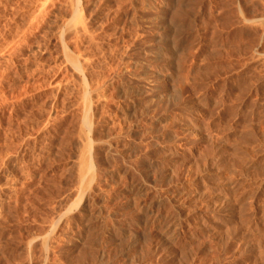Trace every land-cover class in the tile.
<instances>
[{"label": "rangeland", "instance_id": "1", "mask_svg": "<svg viewBox=\"0 0 264 264\" xmlns=\"http://www.w3.org/2000/svg\"><path fill=\"white\" fill-rule=\"evenodd\" d=\"M0 264H264V0H0Z\"/></svg>", "mask_w": 264, "mask_h": 264}, {"label": "bare ground", "instance_id": "2", "mask_svg": "<svg viewBox=\"0 0 264 264\" xmlns=\"http://www.w3.org/2000/svg\"><path fill=\"white\" fill-rule=\"evenodd\" d=\"M87 113V112H86ZM89 114V113H88ZM87 120V119H86Z\"/></svg>", "mask_w": 264, "mask_h": 264}]
</instances>
